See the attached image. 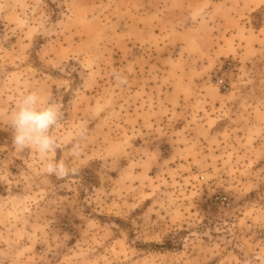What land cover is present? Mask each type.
I'll use <instances>...</instances> for the list:
<instances>
[{"label": "rangeland", "instance_id": "1", "mask_svg": "<svg viewBox=\"0 0 264 264\" xmlns=\"http://www.w3.org/2000/svg\"><path fill=\"white\" fill-rule=\"evenodd\" d=\"M33 90L77 175L13 146ZM0 264H264V0H0Z\"/></svg>", "mask_w": 264, "mask_h": 264}, {"label": "clouds", "instance_id": "2", "mask_svg": "<svg viewBox=\"0 0 264 264\" xmlns=\"http://www.w3.org/2000/svg\"><path fill=\"white\" fill-rule=\"evenodd\" d=\"M115 79L121 85L126 84V78L115 74ZM64 113L61 105L57 102H45L38 90L23 94L17 101L15 110L10 116V126L13 130V146L19 152L25 149L35 150L40 158L42 171L57 179L78 174V169L68 167L63 159L57 161L50 159L62 148L61 143L54 130L63 119ZM75 142L72 144L71 154L79 157L81 152V141L87 136L85 128H77Z\"/></svg>", "mask_w": 264, "mask_h": 264}, {"label": "built area", "instance_id": "3", "mask_svg": "<svg viewBox=\"0 0 264 264\" xmlns=\"http://www.w3.org/2000/svg\"><path fill=\"white\" fill-rule=\"evenodd\" d=\"M222 200H223V202H222V203H225V201H226V198H223Z\"/></svg>", "mask_w": 264, "mask_h": 264}]
</instances>
